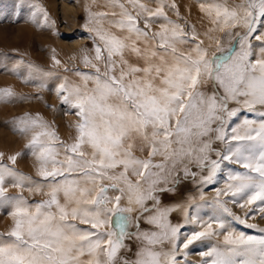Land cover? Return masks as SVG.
<instances>
[{"label":"rangeland","instance_id":"rangeland-1","mask_svg":"<svg viewBox=\"0 0 264 264\" xmlns=\"http://www.w3.org/2000/svg\"><path fill=\"white\" fill-rule=\"evenodd\" d=\"M0 264H264V0H0Z\"/></svg>","mask_w":264,"mask_h":264},{"label":"bare ground","instance_id":"bare-ground-1","mask_svg":"<svg viewBox=\"0 0 264 264\" xmlns=\"http://www.w3.org/2000/svg\"><path fill=\"white\" fill-rule=\"evenodd\" d=\"M135 45L133 46L134 48H132L131 54L134 56H131V62L134 61L138 64H136L137 66H128V69L130 70L129 72L136 73L137 77H134V79L130 81L126 77H124V79H122L123 77H120V80L122 89L126 91L125 95L128 98V101H130L133 106L138 108L139 110L146 111L147 109H150L158 104L159 99L162 95V86L159 83L160 81L158 77L157 79L152 80L153 82H148L150 77H147V73L143 70L144 66L141 64L143 62V59L137 57V55H140V53L138 49L135 48ZM127 57L128 56L124 57L123 60H126ZM98 100H103L102 102H104V104H108L109 108H113L114 106L125 108L126 106L124 100H118L116 98L103 97ZM95 131H98V129Z\"/></svg>","mask_w":264,"mask_h":264}]
</instances>
